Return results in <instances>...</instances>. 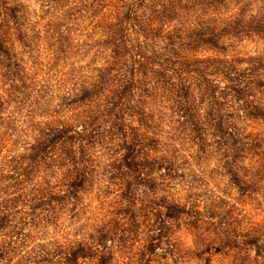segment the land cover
<instances>
[{"label": "clouds", "instance_id": "1", "mask_svg": "<svg viewBox=\"0 0 264 264\" xmlns=\"http://www.w3.org/2000/svg\"><path fill=\"white\" fill-rule=\"evenodd\" d=\"M23 11L0 29V264H264V0Z\"/></svg>", "mask_w": 264, "mask_h": 264}, {"label": "trees", "instance_id": "2", "mask_svg": "<svg viewBox=\"0 0 264 264\" xmlns=\"http://www.w3.org/2000/svg\"><path fill=\"white\" fill-rule=\"evenodd\" d=\"M23 6H24L23 4H18L14 6L10 5L5 10V13H4V16L7 17L6 19H4L5 22H9V19L15 20L17 22L19 20H22L21 18L24 15ZM129 18H130V14L125 13V20ZM3 26L4 25H2L0 29H3ZM155 35H158V34H155ZM96 42L100 43V45L105 48L109 56H113L114 54L118 56L120 54L121 47L124 46L126 48V45H127V41L125 40V33L120 28H115L112 36L105 38L103 41H99V39H97ZM57 48L59 51H63V44H58ZM108 49H110V51ZM0 51H3L2 47H0ZM125 54H127L126 51H125ZM197 55L200 56V55H203V53H197ZM54 59H55V55H54ZM108 67L111 68V65H108ZM233 91L237 95L242 94V91L240 89H234Z\"/></svg>", "mask_w": 264, "mask_h": 264}, {"label": "rangeland", "instance_id": "3", "mask_svg": "<svg viewBox=\"0 0 264 264\" xmlns=\"http://www.w3.org/2000/svg\"><path fill=\"white\" fill-rule=\"evenodd\" d=\"M24 3H25V0H12V3L10 5L11 6L18 5V4H23L24 5ZM20 23H22V20H19L17 22L15 20L9 19V22H5V20H4V14L3 15H0V27L2 25H4L3 26V29L6 26L9 27V28L16 27ZM39 47H40L41 55L45 56V58H51V60L53 62H55L54 54L50 51L49 46H48V44H47V42L45 40H43V39L40 40ZM0 151H2V149H0Z\"/></svg>", "mask_w": 264, "mask_h": 264}]
</instances>
